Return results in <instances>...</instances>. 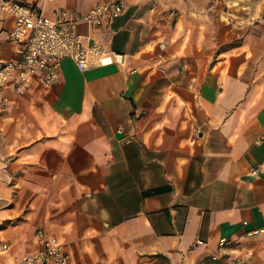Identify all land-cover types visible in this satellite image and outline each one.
I'll list each match as a JSON object with an SVG mask.
<instances>
[{"label": "crops", "instance_id": "1", "mask_svg": "<svg viewBox=\"0 0 264 264\" xmlns=\"http://www.w3.org/2000/svg\"><path fill=\"white\" fill-rule=\"evenodd\" d=\"M25 1L52 16L101 0ZM209 1L126 0L109 27H79L122 64L65 59L58 85L7 93L0 264L39 229L70 264H264V48L251 27L210 56L236 26L214 36ZM12 21L0 13V63L16 59Z\"/></svg>", "mask_w": 264, "mask_h": 264}, {"label": "built area", "instance_id": "2", "mask_svg": "<svg viewBox=\"0 0 264 264\" xmlns=\"http://www.w3.org/2000/svg\"><path fill=\"white\" fill-rule=\"evenodd\" d=\"M125 6L126 0H101L84 14L59 10L47 16L25 0H0V13L13 20L7 40L16 55V59L0 63V112L10 104L8 92L22 96L34 83L44 89L58 85L65 59L80 72L122 64V54L106 51L99 40L82 34L79 27H109L123 14ZM228 244L224 239L219 242L221 247ZM35 246L34 252L19 264H70L63 242L45 230L36 231ZM247 258L238 257L226 264H245Z\"/></svg>", "mask_w": 264, "mask_h": 264}, {"label": "rangeland", "instance_id": "3", "mask_svg": "<svg viewBox=\"0 0 264 264\" xmlns=\"http://www.w3.org/2000/svg\"><path fill=\"white\" fill-rule=\"evenodd\" d=\"M201 1V0H199ZM210 15L205 25L211 28L214 36H221L223 31L233 28L235 32L227 33L225 45L219 50L210 49V56L214 51L228 49L243 42L249 35L250 28H254L259 40V48H264V0H210ZM256 26V27H254ZM240 33V34H239ZM156 264H169L166 259L156 261Z\"/></svg>", "mask_w": 264, "mask_h": 264}]
</instances>
